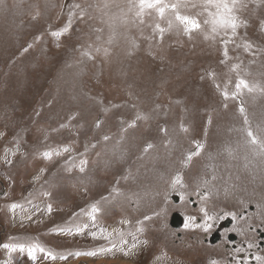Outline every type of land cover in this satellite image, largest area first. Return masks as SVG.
I'll use <instances>...</instances> for the list:
<instances>
[{"label":"rangeland","instance_id":"rangeland-1","mask_svg":"<svg viewBox=\"0 0 264 264\" xmlns=\"http://www.w3.org/2000/svg\"><path fill=\"white\" fill-rule=\"evenodd\" d=\"M163 4L161 16L139 0H0V264H211L199 241L210 230L184 227L179 240L176 210L203 224V207L211 224L253 208L245 226L264 230V64L245 80L251 91L230 78L258 61L264 0H238L235 35L212 34L206 0ZM180 11L200 27L186 34ZM62 116L66 128L50 129ZM80 121L101 122L92 154Z\"/></svg>","mask_w":264,"mask_h":264},{"label":"snow or ice","instance_id":"snow-or-ice-1","mask_svg":"<svg viewBox=\"0 0 264 264\" xmlns=\"http://www.w3.org/2000/svg\"><path fill=\"white\" fill-rule=\"evenodd\" d=\"M207 5L215 7L217 9L216 13H210L209 15L213 17V19L211 20V32L212 34H217L219 32V30L224 29V30H231L232 35L236 34V30L237 28L240 26V22L238 21L237 16L234 13V10L238 7V0H206ZM158 7V12L159 14L162 16L165 12V9L168 8L167 4H163V0H139V7L141 12H143V10L145 8H157ZM173 9H175V5L172 6ZM176 19L184 25V31L186 34L197 30L200 26L198 24V22L195 19H191L187 16H181L179 14H177ZM205 23H209V21H205ZM162 31V30H161ZM60 33H53V35H59ZM206 39H208L209 37L206 36ZM246 48L250 47V45H246ZM234 70L235 68H237L238 66H233ZM247 88L249 91L252 90L251 87H249L247 81H245L244 79H239L236 83V89L237 91H240L241 88ZM225 98L228 97V92L225 91L224 93ZM233 95H235V93H233ZM240 111L243 113L244 109L241 108ZM137 119H142V118H146L143 117L142 115H138L136 117ZM245 123H247V120H245ZM97 126H99V122L97 123ZM134 126L133 124H130L129 127ZM247 136L250 138L251 143L256 144L258 143L254 133L251 130L247 131ZM105 139L107 140L108 137H105ZM148 148L152 147L151 144H149L147 146ZM202 147V146H201ZM262 149H264V144L261 145ZM64 151H68V148H64ZM145 151H147V148L145 149ZM199 149L197 151L198 154ZM57 155H59L60 153H56ZM45 158H50L52 153L50 152H45L44 154ZM193 154H189L188 156V160L191 159V156ZM87 161H81V167L80 170L84 171V165H86ZM173 183H180V178L176 177L173 180ZM51 210L50 206H49V211ZM93 211H95V208L93 209ZM200 211L203 213L204 215V221L203 224H199L195 222V217H187V222L185 223L184 227L190 228V227H203L204 231H208L211 228V224L208 223V221L210 220H214L217 219L216 216L209 214L203 207L200 209ZM236 219H240L242 217H234ZM145 219H148V217H145ZM138 231H142V229H138ZM135 239V237H134ZM146 243V242H145ZM136 245L133 244V248ZM5 248H8V245H4ZM17 247H19V250L21 252H23L25 250V246L24 245H13L11 246V251H15L17 249ZM37 246L36 245H32L30 247H28L27 251H28V256L30 259H35V251H36ZM39 251L42 253H45L46 256H51L52 258H55L54 254L48 252L46 249L44 248H39ZM77 255H80V253H77ZM86 255H95L94 252H89L86 253ZM63 258V257H61ZM257 259L259 260L260 258L257 257ZM211 264H215V261H212Z\"/></svg>","mask_w":264,"mask_h":264},{"label":"flooded vegetation","instance_id":"flooded-vegetation-1","mask_svg":"<svg viewBox=\"0 0 264 264\" xmlns=\"http://www.w3.org/2000/svg\"><path fill=\"white\" fill-rule=\"evenodd\" d=\"M251 212H242L240 219L231 217L228 227L219 229L222 220L211 223V231L201 236V244L213 250L209 255L215 264H264V230L261 228H246L245 223ZM236 217V216H235ZM260 218V217H259ZM246 219V221H244ZM215 233L217 241L210 244V236ZM180 240L181 237H178ZM217 248L215 252L214 248ZM257 257L260 259L258 260Z\"/></svg>","mask_w":264,"mask_h":264},{"label":"trees","instance_id":"trees-1","mask_svg":"<svg viewBox=\"0 0 264 264\" xmlns=\"http://www.w3.org/2000/svg\"><path fill=\"white\" fill-rule=\"evenodd\" d=\"M256 76H257V75H256ZM64 81H65V84H66L67 81H68V79H67V80H64ZM47 82H48L49 84H51V83L53 82V80L50 79V80H47ZM74 92H75V91H74ZM73 103H74V102H73ZM62 109H63L62 107H59V110H62ZM59 110H58V111H59ZM64 118H66V116H62V117H59V118H57V119H54V120H52V121H50V122L48 123V126L51 127L50 129H61V128H66L67 123H66V122H63V120H62V119H64ZM79 123H80V125L82 126V131L84 130V132H85V136H88L89 138H91L90 135H92V137H93L94 140H95V145L99 146L100 141H101V137L93 136V130H95V129H97V128H95V126L92 124V126H90L89 129H86L85 126L83 127V124H82L81 121H80ZM24 128H25L24 130L26 131V133H28V132H29V129H27L26 127H24ZM32 128H33V127H31L30 130H31ZM24 130L21 131V133H24ZM28 134H29V133H28ZM30 134H31V133H30ZM44 138H47V137L45 136ZM34 144H36V142H35ZM97 146L94 147V150L97 149ZM92 152H93V151H92ZM50 208H51V207H50ZM46 220H48V218H47ZM67 221H70V219H69L68 217H67Z\"/></svg>","mask_w":264,"mask_h":264},{"label":"water","instance_id":"water-1","mask_svg":"<svg viewBox=\"0 0 264 264\" xmlns=\"http://www.w3.org/2000/svg\"><path fill=\"white\" fill-rule=\"evenodd\" d=\"M182 224V219L180 218V216L178 214H173L170 220V225L173 228H180Z\"/></svg>","mask_w":264,"mask_h":264}]
</instances>
